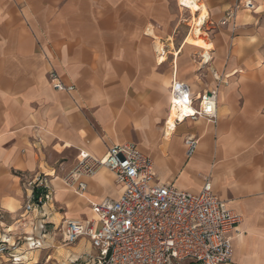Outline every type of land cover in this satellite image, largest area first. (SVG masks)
Here are the masks:
<instances>
[{"label": "crops", "instance_id": "0c3cea01", "mask_svg": "<svg viewBox=\"0 0 264 264\" xmlns=\"http://www.w3.org/2000/svg\"><path fill=\"white\" fill-rule=\"evenodd\" d=\"M191 1L197 9L181 0H0V210L10 244L30 234L11 221L27 183L45 177L52 188L49 232L21 261L81 264L90 244H65L62 222L92 219L91 204L118 199L122 187L101 170L77 194L63 177L79 152L102 157L132 143L158 183L198 194L209 181L239 215L226 264H264V0ZM51 71L72 90L54 89ZM173 78L194 100L216 90V124L186 119L166 131ZM188 137L197 140L190 157Z\"/></svg>", "mask_w": 264, "mask_h": 264}, {"label": "built area", "instance_id": "2783aa9c", "mask_svg": "<svg viewBox=\"0 0 264 264\" xmlns=\"http://www.w3.org/2000/svg\"><path fill=\"white\" fill-rule=\"evenodd\" d=\"M215 77V75H214ZM56 90H72L49 73ZM170 113L174 125L186 119H204L217 123L216 90L204 91L194 100L188 84L173 78L170 83ZM187 156L197 145L191 137L185 139ZM101 170L114 175L122 187L118 199L91 204L92 219H65L61 224L62 238L71 245L86 239L91 251L82 254L81 264H226L232 256V235L237 233L240 217L212 193L206 181L201 192L191 194L171 184H160L154 174L152 160L139 152L132 143L110 148L102 157L79 152L73 168L63 177V184L77 194L87 188L86 180ZM22 212L13 223L30 225V234L19 235L10 244L0 234V256L9 252L14 262H20L22 252L40 247V240L49 232L43 207L51 200L52 188L45 177L27 183ZM7 218L0 210V228L12 233ZM8 222V221H7ZM16 252V253H11Z\"/></svg>", "mask_w": 264, "mask_h": 264}, {"label": "rangeland", "instance_id": "374dc122", "mask_svg": "<svg viewBox=\"0 0 264 264\" xmlns=\"http://www.w3.org/2000/svg\"><path fill=\"white\" fill-rule=\"evenodd\" d=\"M6 225H11V223L8 221H6ZM4 230H6V228L5 227H3V228H0V234H4V235H6V234H12V233H14V231L12 232V233H6V231H4ZM10 230H14V229H12V228H10ZM13 235V234H12ZM3 238H5V237H3ZM10 242H12L11 240H10ZM9 252L10 251H8V253L7 254H5L3 257L2 256H0V264H32V262L34 261V262H37L36 264H45V256H44V254H42L41 256H40V258H33L32 260H22V261H20V262H14L13 261V259L12 258H10L9 257ZM11 253H15V252H11ZM37 260V261H36ZM21 262H24V263H21Z\"/></svg>", "mask_w": 264, "mask_h": 264}, {"label": "bare ground", "instance_id": "6f19581e", "mask_svg": "<svg viewBox=\"0 0 264 264\" xmlns=\"http://www.w3.org/2000/svg\"><path fill=\"white\" fill-rule=\"evenodd\" d=\"M181 1H182V4L184 3V5L187 6L189 9H191V10L197 9L196 6H195V4L194 5L192 4V1L191 0H181ZM190 1H191V4L192 5L190 4ZM200 22H201V18L199 20V24H200ZM195 33H198V30L195 29ZM174 116H175V114L172 111L170 113V117L168 119L167 126H166V128H167L166 131L167 132H170V129H172V127L174 125V121H173L174 120Z\"/></svg>", "mask_w": 264, "mask_h": 264}]
</instances>
